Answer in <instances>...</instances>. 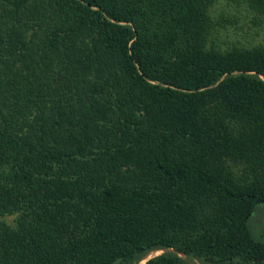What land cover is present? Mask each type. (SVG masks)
Listing matches in <instances>:
<instances>
[{"label": "trees", "instance_id": "trees-1", "mask_svg": "<svg viewBox=\"0 0 264 264\" xmlns=\"http://www.w3.org/2000/svg\"><path fill=\"white\" fill-rule=\"evenodd\" d=\"M211 3L0 0V264H264V44Z\"/></svg>", "mask_w": 264, "mask_h": 264}, {"label": "rangeland", "instance_id": "rangeland-1", "mask_svg": "<svg viewBox=\"0 0 264 264\" xmlns=\"http://www.w3.org/2000/svg\"><path fill=\"white\" fill-rule=\"evenodd\" d=\"M211 22L213 23L209 42L224 48L232 45L250 46L264 44V18L248 6L243 0H212L209 7ZM16 213L4 216L7 222L14 223ZM163 249H152L141 258L128 264H144L152 255ZM197 264H203L197 258H192ZM230 264H242L233 261Z\"/></svg>", "mask_w": 264, "mask_h": 264}]
</instances>
